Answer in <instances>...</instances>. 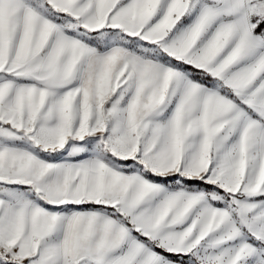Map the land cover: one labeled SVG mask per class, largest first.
Masks as SVG:
<instances>
[{
  "label": "snow or ice",
  "instance_id": "snow-or-ice-1",
  "mask_svg": "<svg viewBox=\"0 0 264 264\" xmlns=\"http://www.w3.org/2000/svg\"><path fill=\"white\" fill-rule=\"evenodd\" d=\"M0 264H264V0H0Z\"/></svg>",
  "mask_w": 264,
  "mask_h": 264
}]
</instances>
